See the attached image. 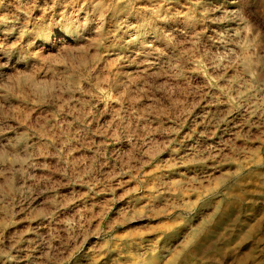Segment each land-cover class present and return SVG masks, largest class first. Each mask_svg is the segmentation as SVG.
Masks as SVG:
<instances>
[{
  "label": "rangeland",
  "instance_id": "374dc122",
  "mask_svg": "<svg viewBox=\"0 0 264 264\" xmlns=\"http://www.w3.org/2000/svg\"><path fill=\"white\" fill-rule=\"evenodd\" d=\"M0 264H264V0H0Z\"/></svg>",
  "mask_w": 264,
  "mask_h": 264
},
{
  "label": "bare ground",
  "instance_id": "6f19581e",
  "mask_svg": "<svg viewBox=\"0 0 264 264\" xmlns=\"http://www.w3.org/2000/svg\"><path fill=\"white\" fill-rule=\"evenodd\" d=\"M40 55V54H39ZM117 58V57H116ZM207 233V232H206ZM248 234H249V231L247 230V231H245V232H243L240 236H238L237 237V239H235V240H240V241H242V240H244V239H246L247 238V236H248ZM214 238V235L212 236V234H205L204 235V239L205 240H209V239H213ZM204 242V241H203ZM195 245V248H196V250H198V251H200V252H202L203 250H204V248H203V243L202 242H196V243H194ZM230 247V244H226V247Z\"/></svg>",
  "mask_w": 264,
  "mask_h": 264
}]
</instances>
